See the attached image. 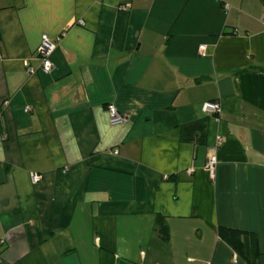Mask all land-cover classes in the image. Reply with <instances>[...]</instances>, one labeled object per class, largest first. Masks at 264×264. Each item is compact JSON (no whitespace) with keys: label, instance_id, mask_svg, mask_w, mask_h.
<instances>
[{"label":"crops","instance_id":"obj_1","mask_svg":"<svg viewBox=\"0 0 264 264\" xmlns=\"http://www.w3.org/2000/svg\"><path fill=\"white\" fill-rule=\"evenodd\" d=\"M263 13L264 0H0V264H247L219 226L264 264Z\"/></svg>","mask_w":264,"mask_h":264},{"label":"trees","instance_id":"obj_2","mask_svg":"<svg viewBox=\"0 0 264 264\" xmlns=\"http://www.w3.org/2000/svg\"><path fill=\"white\" fill-rule=\"evenodd\" d=\"M206 120L191 122L180 126V134L183 140L190 139V136L195 133V128L200 135L204 131ZM156 227L162 239H168V227L162 216H156ZM218 236L222 239L240 258L247 264H257L258 251L251 245L250 239H247V234L238 229L219 226L217 229Z\"/></svg>","mask_w":264,"mask_h":264},{"label":"built area","instance_id":"obj_3","mask_svg":"<svg viewBox=\"0 0 264 264\" xmlns=\"http://www.w3.org/2000/svg\"><path fill=\"white\" fill-rule=\"evenodd\" d=\"M122 9L126 8V6H121ZM261 21L264 24V13L262 14ZM55 48V42L50 40L46 35H42L40 45L37 47V54L41 58V64L40 68L44 73H48L53 65L50 60V54ZM204 46L200 45L199 50L203 51ZM1 57V55H0ZM29 72L33 71V68H28ZM29 108L27 107L26 110ZM201 110L204 114L216 116L220 112L219 104L215 101H205L201 104ZM107 112L109 115V122L112 125L121 124L125 121L126 116L120 114L118 110L116 109L114 104H108L107 105ZM223 141V138L216 137L215 146L213 148V151L209 153L207 157V161L205 164V169L210 173L213 174L215 165H216V155H215V148L217 145H219ZM114 153H117L115 150ZM32 182L36 183L40 180L41 176L40 174L32 172L30 174Z\"/></svg>","mask_w":264,"mask_h":264}]
</instances>
